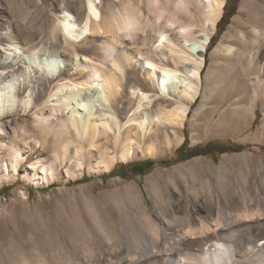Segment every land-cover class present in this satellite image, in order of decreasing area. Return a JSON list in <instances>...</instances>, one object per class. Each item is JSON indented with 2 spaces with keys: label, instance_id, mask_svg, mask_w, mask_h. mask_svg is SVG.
Returning <instances> with one entry per match:
<instances>
[{
  "label": "bare ground",
  "instance_id": "6f19581e",
  "mask_svg": "<svg viewBox=\"0 0 264 264\" xmlns=\"http://www.w3.org/2000/svg\"><path fill=\"white\" fill-rule=\"evenodd\" d=\"M60 1L73 11L80 0H31L25 22L17 21L19 33L11 26L0 32V118L31 111L46 143L54 141L65 152L75 149L96 171H109L118 158L131 157L136 144L143 141L151 149L158 131L168 135V125L175 132L184 127L203 89L210 32H215L226 0H100L98 4L90 0L80 26L66 13L50 22L49 9ZM259 1L242 2L241 12L247 17H234L210 53L213 62L204 91L207 101L208 90L228 75L219 73L223 59L234 60L230 74L235 79L240 76L235 68L247 64L246 74L250 78L255 73L261 83L264 48L257 52L264 39V4ZM198 16L204 27L201 35L195 33ZM174 24H178L177 32L170 29ZM249 26L251 34L246 32ZM40 35L51 37L53 45L61 48L33 43ZM235 41L241 48L233 45ZM258 89L247 108L236 111L253 115ZM204 107L203 103L199 110ZM0 134H4L1 125ZM0 146L5 145L0 141ZM11 150L7 166L16 170L27 155L21 147L11 146ZM39 169L27 170L25 178L36 183L55 177L52 165L42 161ZM244 180L248 182L247 177ZM125 189L131 195V188ZM247 197L243 203L237 201L236 207L218 202L215 217L201 219L205 229L200 227V232L185 217L177 223L178 216L158 222L142 208L154 221L153 232L144 240L148 250L143 249V242L138 246L140 252L117 251L106 264H264V194H260L256 212L248 209L254 201L249 190ZM40 258L41 264H51Z\"/></svg>",
  "mask_w": 264,
  "mask_h": 264
},
{
  "label": "rangeland",
  "instance_id": "374dc122",
  "mask_svg": "<svg viewBox=\"0 0 264 264\" xmlns=\"http://www.w3.org/2000/svg\"><path fill=\"white\" fill-rule=\"evenodd\" d=\"M89 1L76 2L78 8L73 11L65 7V1H60L55 9H49L48 18L52 23L66 13L72 23L80 26L89 11ZM91 1L100 3V0ZM246 1L226 0L223 14H227V19L222 25L219 20L215 32H210L215 45L206 55L203 89L191 105L184 127L175 132L168 125V135L158 131L151 149L146 148L143 141L136 144L131 157L118 158L109 171H96L75 149L65 152L57 148L54 141L46 143L35 127L31 111L0 118L4 131L0 141L5 145L0 146V264H27L26 261L41 264L40 256L51 264H106L117 251L140 252L138 246L153 232L154 221L173 220L178 216L177 223L185 217L187 223L200 232L201 219L215 217L218 202L236 207L239 201L243 203L248 198V190L254 199L249 212L259 210L260 194H264V77L261 83L255 73L249 78L245 72L247 64H244L235 68L236 75L240 74L239 79H235L230 74L234 60L223 59L224 66L219 73L228 75L221 74L223 78L217 79L216 87L208 90V101L204 97L206 73L213 62L210 53L231 28L234 17H247V13L241 12L242 2ZM259 3L263 5L264 0ZM31 6V0H0V32L9 31L11 26L19 33L17 21L25 22L24 15ZM201 21L198 16L197 35L204 33ZM250 26L246 32L251 34ZM170 29L177 32L178 24ZM20 37L25 40L24 35ZM33 43L44 44L48 49L61 48L53 45L51 37L46 39L41 35ZM259 44L257 53L263 50L264 39ZM233 45L241 48L238 41ZM157 46L158 42L154 48ZM258 86L254 114L236 111L237 107L247 108ZM243 95L248 97L240 99ZM203 103L205 107L199 110ZM185 140V155L192 147L207 144H212L213 150L222 147L229 150L176 161L177 149ZM11 146L21 147L27 155L16 170L7 166L13 156ZM148 159L153 160L154 165L143 175H132L131 167L109 174L121 165ZM162 160L171 161L163 163ZM42 161L53 166L55 177L41 178L36 183L25 178L27 170H41ZM83 177L87 179L81 180ZM125 186L131 188V195ZM2 188L10 190L5 193ZM142 208H147L155 220L146 217ZM262 229L264 238V227ZM189 240L195 242L193 237ZM262 241L264 243V239ZM147 244L143 243L146 251Z\"/></svg>",
  "mask_w": 264,
  "mask_h": 264
},
{
  "label": "trees",
  "instance_id": "16d2710c",
  "mask_svg": "<svg viewBox=\"0 0 264 264\" xmlns=\"http://www.w3.org/2000/svg\"><path fill=\"white\" fill-rule=\"evenodd\" d=\"M227 19V14L224 13L222 18L219 21V25H222ZM215 45V42L213 38L210 40V44L208 45V52L213 48ZM204 70V69H203ZM211 145H205V146H195L192 147L190 152L188 154H183L185 148L187 147V140L177 149L178 157L175 159L176 161L182 160V159H188L196 155H206L209 153L217 152V153H223L227 150H229V147H222L217 150L211 149ZM171 160H162L163 163L170 162ZM154 165V161L151 159L144 160V161H133L130 163H127L125 165H121L118 167V169L112 170L109 174H113L115 172H121L122 167H131L130 172L132 175H143L146 171L150 170ZM144 166V167H143ZM87 177H83L81 180H86ZM2 190L6 193L10 190V188H2Z\"/></svg>",
  "mask_w": 264,
  "mask_h": 264
}]
</instances>
